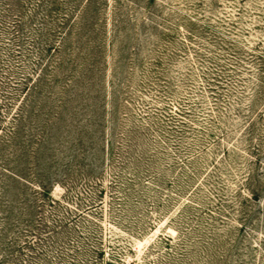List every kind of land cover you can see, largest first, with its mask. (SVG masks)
<instances>
[{"label":"rangeland","instance_id":"1","mask_svg":"<svg viewBox=\"0 0 264 264\" xmlns=\"http://www.w3.org/2000/svg\"><path fill=\"white\" fill-rule=\"evenodd\" d=\"M0 264H264V0H0Z\"/></svg>","mask_w":264,"mask_h":264}]
</instances>
